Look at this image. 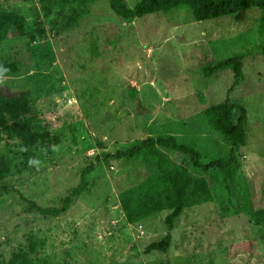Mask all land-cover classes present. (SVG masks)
<instances>
[{
    "label": "rangeland",
    "instance_id": "1",
    "mask_svg": "<svg viewBox=\"0 0 264 264\" xmlns=\"http://www.w3.org/2000/svg\"><path fill=\"white\" fill-rule=\"evenodd\" d=\"M125 1L133 8L141 0ZM0 9L17 10L27 32L37 34L3 42L0 88L30 91L34 112L61 138L53 148L41 147L38 162L28 167L20 148L0 134L9 170L0 180V264L19 250L51 264H264V228L237 199L247 190L254 207L264 208L262 9L202 22L189 8L126 22L108 0L66 7L58 0H0ZM237 54L245 55V78L231 98L247 108L249 122L247 144L236 150L235 181L222 171L199 173L214 202L175 220L167 252L147 254L167 236L170 212L129 225L120 196L159 168L115 155L150 137L175 136L196 142L207 162L228 159L232 146L208 126L205 110L226 100L234 72L206 76L204 69ZM8 64L19 72L8 74ZM160 149L170 159L167 167L193 171L189 155ZM92 164L86 191L60 217L41 216L19 196L59 207Z\"/></svg>",
    "mask_w": 264,
    "mask_h": 264
},
{
    "label": "trees",
    "instance_id": "2",
    "mask_svg": "<svg viewBox=\"0 0 264 264\" xmlns=\"http://www.w3.org/2000/svg\"><path fill=\"white\" fill-rule=\"evenodd\" d=\"M63 7L72 3H93L100 0H58ZM111 10L126 22L141 19L148 15L170 13L182 8H189L197 21H211L225 17H234L241 12L258 8L264 12V0H141L130 8L125 0H108ZM88 13L85 10L84 14ZM26 19L17 10L0 9V49L7 39L13 36H30L36 38L34 32L28 33L25 26ZM264 33V23L260 27ZM38 35L45 33L44 29L36 31ZM264 56V45H262ZM244 54H237L222 61H215L204 69L206 76H213L227 69L234 72V83L228 89L227 98L223 103L212 105L205 110L208 126L226 141L232 148L228 159H216L207 162L199 152L196 142L180 143L175 136L147 138L140 144L120 150L117 158L141 159L151 168H159V172L152 174L141 184L122 192L120 207L125 214L129 225L143 223L148 219L170 212L165 221L168 228L167 236L151 243L146 253L167 252L173 240L172 231L175 220L184 212L195 207L212 203L215 200L208 180L199 177V173L225 172L230 181H235V163L237 162L238 148L244 147L248 139V110L231 98L235 89L245 78L243 71ZM8 74H17V64H8L4 67ZM0 134L14 142L20 148L25 163L33 167L39 160L38 151L41 147L53 148L61 143V138L53 134L52 126L39 117L33 109V96L30 91L9 93L0 88ZM160 148H167L176 152L185 153L192 158L193 171L186 167H167L170 159ZM2 151L0 149V180L9 176V170L2 165ZM105 157V156H104ZM112 157L110 155L105 158ZM95 170V165L83 169L81 182L67 196L59 207H42L37 202L26 198L19 193L20 198L29 208L43 217H60L66 214L87 189V175ZM5 191L8 192L7 189ZM237 193L241 210L250 221L260 228H264V208H255L251 195L247 190L240 189ZM37 243L30 242L29 249L35 252ZM7 264H51L41 258H31L23 250L15 252Z\"/></svg>",
    "mask_w": 264,
    "mask_h": 264
}]
</instances>
